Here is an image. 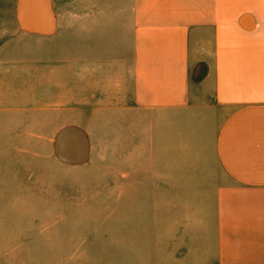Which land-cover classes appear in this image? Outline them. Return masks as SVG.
Wrapping results in <instances>:
<instances>
[{"label":"crops","instance_id":"crops-1","mask_svg":"<svg viewBox=\"0 0 264 264\" xmlns=\"http://www.w3.org/2000/svg\"><path fill=\"white\" fill-rule=\"evenodd\" d=\"M19 5L0 0V84H36L46 106L78 90L88 113L168 116V168L126 170L168 171V203L195 204L197 223L210 203L212 262L264 264V0H43V17L29 2L44 31ZM18 39L37 47L6 48Z\"/></svg>","mask_w":264,"mask_h":264},{"label":"rangeland","instance_id":"rangeland-1","mask_svg":"<svg viewBox=\"0 0 264 264\" xmlns=\"http://www.w3.org/2000/svg\"><path fill=\"white\" fill-rule=\"evenodd\" d=\"M19 39L6 48L36 49ZM38 95L0 84V264H218L210 203L197 223L195 204L168 203V171L126 170L168 168V116L133 122L88 113L83 91H62L61 106Z\"/></svg>","mask_w":264,"mask_h":264},{"label":"water","instance_id":"water-1","mask_svg":"<svg viewBox=\"0 0 264 264\" xmlns=\"http://www.w3.org/2000/svg\"><path fill=\"white\" fill-rule=\"evenodd\" d=\"M29 2H33L37 5L39 14L41 17L44 16V7H43V0H20L19 5V14L22 19V21L26 24L25 26L34 31H44L43 28L38 27L37 25L33 24L28 17L25 16L24 8L27 6Z\"/></svg>","mask_w":264,"mask_h":264}]
</instances>
